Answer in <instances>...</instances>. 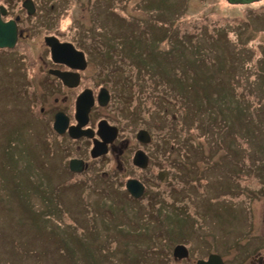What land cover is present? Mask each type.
Here are the masks:
<instances>
[{
  "label": "rangeland",
  "instance_id": "rangeland-1",
  "mask_svg": "<svg viewBox=\"0 0 264 264\" xmlns=\"http://www.w3.org/2000/svg\"><path fill=\"white\" fill-rule=\"evenodd\" d=\"M46 1L45 5L48 6V0ZM168 2L174 6L172 12L169 11L166 3H163L165 8L162 3L159 7L156 0H112V6H110L112 19L120 23L121 32L119 34L122 36L127 35L122 28L128 31V27L133 24V28H137V32H131V35L144 43L152 37L150 31L153 30L155 33L156 29L163 30V36H166V39L160 43V49L163 50L168 47L169 41L175 45L180 38L183 39V44L191 43L195 39L197 43L198 40H204L205 43L212 45L206 50L207 54L204 51L199 54L198 51L193 50L194 54L188 51V47L184 48L182 52L186 56H190L189 59L202 58V54H204L207 62L210 63L212 59L209 58V55L215 56L219 61H221L222 55H225L226 63L225 66H221V70H212L205 64H198L194 71L196 74L189 76L186 71L183 74L180 73L182 82L193 80L195 84L186 92L178 87V89L172 88V85L161 84L154 74L136 73L135 77L142 78L146 90L152 91V88L155 94L161 92L158 104L161 105L165 102L172 110L168 117H165L164 129L158 133L161 135L160 138L154 141L157 144L152 148L151 144L147 150L148 153L155 156V160L148 164L145 171L137 172L133 168L128 169L129 175L137 177L140 181H143L142 177L146 180L143 181L149 187L146 196L136 199L137 201H134L132 206H121L120 197L126 193L123 190L124 187L120 185L121 182H118L113 213L119 211L117 206H121V210H125L127 215L133 219L127 226L126 216L116 215V222L112 223V227L117 226L115 230L108 231L111 226L107 229L101 223L102 220L108 219L106 217L108 212L99 208L105 202L101 200L100 195L96 194L105 192V190L98 191L99 188L108 187L107 184L102 183L104 175L99 176L101 169L109 171L112 164V171H115L113 169L115 159L102 165L101 168L99 163L96 164L97 161L94 160L90 162L89 167L91 166V168L87 170L88 172L70 173V175L68 174V183L60 181L65 172L60 168L59 161L52 160V155L44 154V149H46L43 139L46 131L45 124L32 119L28 123L29 126L19 128V125L27 122L29 117L27 98L17 95L14 90L23 83L19 71L20 66H16L17 58L14 55L0 52V264L30 263L26 253L28 251L29 255L31 249L34 250L32 251L34 264H68V258H72L70 255H74L73 257L77 260L76 264H87L96 250L101 253V255L98 253L99 255L96 257L99 264H112V261L116 262V259V264H151L150 246L158 243L155 246L157 251L163 252L164 243L160 238L158 242L150 240V235L137 239L138 230L133 228V224L136 218L144 217L143 213L146 211L148 212H146L144 220H155L153 211L157 206L166 211L159 218L157 224L148 225L147 221H144L143 224L147 225V229L143 232L150 231L151 234H156L177 227L203 226L208 229L197 227L198 231L205 230L204 232L212 235V238L215 235L217 249L221 250L219 253L228 254L229 259L234 252L237 256L239 253L242 255L245 253L244 258L247 263L255 251L260 253V259H264V94L262 93V90L264 92V76L262 75L264 73V58L259 57V50H262L264 55V25L259 26L253 22L257 13L262 12L264 16V0L251 5H232L226 0H168ZM42 6L44 3L38 10L39 14ZM95 7L97 11L99 8ZM100 8V17L105 19L106 17L102 15L103 12L106 16L109 15L108 7L103 8L101 5ZM144 9L155 11L153 14ZM177 9L180 10L179 13H176ZM173 12L178 14L176 18V14ZM55 13L56 15L52 17H58V23L54 28L58 27L63 34L65 32L70 38L77 33L76 27L78 26L81 33L79 40L82 41V45L87 47L88 42L82 35L84 26L80 24V22L87 23L89 19L86 10L82 11L79 5L72 6L71 4L63 5ZM150 15H154L158 20L153 23L151 18H148ZM106 20L107 18L103 21ZM144 20L149 23L152 21L151 29L144 27ZM158 24L161 25L160 28L157 26ZM69 25H71V30H69ZM129 34L130 32H128ZM155 38L159 37L155 36ZM222 39L228 43L229 47L223 45ZM221 51H223L222 55ZM121 52L127 53L125 46L115 49V53L112 54V65L124 67L131 73L132 64L137 66L139 62L134 59L128 63L120 55ZM253 56L259 57L257 64L252 63L251 57ZM256 67L260 68L261 77L258 75ZM110 68V66L105 67L104 71L110 70ZM183 68L187 70L185 66ZM236 68L239 71H235ZM92 69L90 65L86 75L92 77L94 72ZM120 71L119 68H116L111 73L114 77L116 76L115 80L117 81L113 87L117 94L113 100V110L122 106L123 110H121V114L118 113L116 122L120 126L125 124L120 129L122 137L130 138L129 142L132 143L131 136H134L136 129L141 128L140 126L143 124L137 119L130 129L131 126L126 125H130L129 122L126 121V118L123 119L124 115L129 116L126 110L130 112V115L132 114V107L136 103L133 100V102L129 101L131 96L127 86L126 90L125 88L120 89V78L123 76L129 78L127 74H120ZM131 74H135V72ZM203 77L209 79L210 83L214 77L218 81L211 87L208 83V88L203 89L202 82L197 83V80H201ZM242 77L244 85H237L236 78ZM223 78H230L233 85H223V87L219 85L225 82ZM130 84L131 82H129ZM228 88H233L232 95L235 97L232 96L230 104L239 103L243 106L242 114L235 113L236 109L232 110L228 106L226 98L220 102V105L227 111V114L224 113L223 117H218L216 114L211 118L210 111L216 110L217 105L213 104L211 98L206 101V96L210 94L215 97L218 89L225 91ZM117 89L121 91V95ZM170 90H174V92ZM175 94L186 96V99L184 100L182 97L178 99ZM143 95L147 97L145 93ZM216 98H218L217 95ZM123 102L126 103L122 104ZM146 104L148 102L140 103L139 106ZM43 105L46 106V103ZM184 112H187V117ZM173 115H175L174 120ZM186 118L188 122H185ZM200 120L217 127L218 131L215 133H220L218 138L202 132L203 128L198 127ZM226 121L229 125L226 124ZM237 135H239L238 137L242 136L245 140H238ZM134 146H136L135 143ZM86 148L87 145L84 142L80 145L79 150L83 152ZM82 156L87 157L85 151ZM92 163L94 164L92 165ZM189 163L195 165V170L190 168L191 165L188 167ZM234 164L241 168L239 173H237L238 169L234 167ZM161 169L166 171V175L160 181L157 178V173ZM189 171L190 175L194 177L187 175ZM117 173L120 171L117 170ZM95 174L98 175V180L96 179L94 186L91 187L88 180ZM45 179L46 181H43ZM206 179L210 182L205 184ZM40 183L43 187H38L37 184ZM121 184L123 185V182ZM180 188H182L181 191H174V189ZM58 189L60 190L58 191ZM111 189L115 190L114 187ZM202 190L204 193L214 191L213 194L225 190L223 194L232 192L238 197H236L237 202L235 199L232 200L236 202L235 204L228 201L225 195L224 197H210L202 201L196 200V196H191L195 191L196 195L203 198ZM47 194L53 196L58 202L60 201L69 212V208L73 212L71 211V214L67 216L60 214L63 217L56 216L59 214L58 204L53 201L49 209V217L46 218L49 224H45V217L39 212L43 210L44 203H49L48 198L44 199L43 197ZM81 195L89 196L88 200L91 205L96 206L95 215L98 214L99 217L91 218L88 209H85V214H83L82 204L79 200ZM173 196L178 197V206L186 214L188 213L189 217L184 216L180 209L174 210L176 215L167 212L171 209L169 201ZM107 197L110 198L108 195ZM114 197L115 195H112V199ZM232 197L234 198V195ZM211 199H213L212 204L209 205ZM148 205L150 208L145 211ZM185 209L187 210L185 211ZM86 224L89 227L91 224L97 225V228L94 231L85 227ZM78 225L83 227L80 229ZM248 225L251 227L250 230H248ZM56 233H61V236L63 234L65 237L74 235V237H70L73 244L70 245V242L68 244L64 240H60V234ZM251 234H255L259 239L247 244V237ZM122 235H127L128 240L123 239ZM27 242L28 250L24 252L18 262L16 261L17 257L13 258L12 262L10 260L2 261L1 257L5 258L4 254L8 258L14 256L15 252L18 254L19 251L15 250L17 247L25 250L24 246ZM245 242L246 245L243 247ZM139 243H142L143 247ZM192 244L196 245L195 239L192 240ZM113 254L116 256L113 257ZM84 255L86 257L83 258ZM152 264L157 263L152 262Z\"/></svg>",
  "mask_w": 264,
  "mask_h": 264
},
{
  "label": "flooded vegetation",
  "instance_id": "flooded-vegetation-1",
  "mask_svg": "<svg viewBox=\"0 0 264 264\" xmlns=\"http://www.w3.org/2000/svg\"><path fill=\"white\" fill-rule=\"evenodd\" d=\"M82 3L83 0H61V2H57L54 0H48V6L46 0H32L34 11L31 13L28 12V9L24 5V0H0V6L5 7L6 14L3 17L4 20H14L16 23L18 35L16 39V43L12 48H4L0 49V52L11 53L14 57L17 58V61L22 65H19L21 69H29L32 71V76L29 80H27L28 87L34 90V94L32 95V99L37 98L40 102V111L44 114V119L46 123V131L50 136L51 145H53V137L54 131L52 130V122L55 118V115L60 112L64 113L68 117L69 125H74L75 121V107L76 100L79 96L80 92L84 88H97L98 90L93 92L94 97H97V93L99 88L105 87L109 94V103L106 105H99L97 102L91 106L88 113V124L86 127L96 131L97 123L105 120L104 125L107 124L110 126L111 134H112V126L117 127V137L108 143V150L106 154H102L96 158H90L89 148L92 144V138L80 137L78 139H71L73 141H83L86 143L88 148L84 150L87 154L86 156H82L80 145H78V153L79 158H82L85 163L86 169H89L90 162L97 160L96 164H106L107 162H112V159H115V167L123 173L127 169L128 162L132 164V152L137 149L145 150L146 144H142L134 140V136H131L133 142L130 143V138L127 137H119L120 128L117 126V115L121 114L122 106L120 108L113 110V100H114V90L112 89L114 85H112V80H114L112 76V68L110 70L104 71L106 66L99 65L103 63L104 60L99 62L98 59L103 58L106 55V51L110 48L111 44L107 40L97 41V42H88V46L85 47L82 45V41L77 40L76 33L74 36L70 37L62 32H60L58 27L54 28L57 25L58 20L56 17H52L54 15V10H59L64 3V6L71 4L72 2ZM111 1L106 0L105 4H109ZM42 6V10L40 14L38 13L39 8ZM104 3V2H103ZM28 7V5H27ZM32 9V10H33ZM38 14V15H37ZM49 16V17H48ZM105 17V16H104ZM100 20H105L102 18H98ZM106 25L110 26V22H112V18H107ZM52 25V26H51ZM85 32L87 29H83ZM54 37V38H53ZM107 39V38H106ZM64 42L71 43L74 48L78 51H81L86 60V68L76 69L70 68L69 66L63 64L61 62L62 57L61 54L65 52H72L70 47L63 45ZM54 51V52H53ZM56 58V59H54ZM82 57L75 53V58L73 61L76 64H80ZM92 66L93 76L86 75L87 69ZM108 68V67H107ZM20 71V70H19ZM24 71V70H22ZM52 71L59 72H74L78 74L79 82L75 86H68L64 83L62 77L53 74ZM21 72V71H20ZM24 75H22L23 78ZM90 78V79H89ZM26 79L23 78V80ZM90 81V83H89ZM92 83V84H91ZM26 98V96H25ZM46 103V106L43 105ZM28 104V99H27ZM26 104V105H27ZM116 106V105H115ZM103 110V111H101ZM124 112V111H123ZM28 121L19 125V128L27 127L28 124L32 120V115L28 114ZM135 119V113L132 110V114L130 115L129 121ZM106 126V125H105ZM57 135V134H56ZM60 139H68V133L65 131L63 134H58ZM97 134L93 135V138H97ZM134 143L136 146H134ZM67 146L63 147L52 146V151L55 153V157L58 158L61 163L62 159L67 156ZM131 160V162H130ZM119 162V163H118ZM112 171V168H111ZM106 175L108 173H105ZM206 255H201L198 258H205ZM235 255V252L231 255L229 259L228 256L225 258L224 264H244V259L242 253ZM251 259L249 264H263V259H260L261 256H254L253 254L250 256ZM185 264H195L194 260L189 261V259L184 262Z\"/></svg>",
  "mask_w": 264,
  "mask_h": 264
},
{
  "label": "trees",
  "instance_id": "trees-1",
  "mask_svg": "<svg viewBox=\"0 0 264 264\" xmlns=\"http://www.w3.org/2000/svg\"><path fill=\"white\" fill-rule=\"evenodd\" d=\"M162 1L164 2V4L166 3L168 5L169 11L171 10V8H174L173 4L169 3L168 0H158L157 2H158V6L159 7H160V4H161ZM63 5H64V3H63ZM164 8H165V6H164ZM112 22H114V19H112ZM143 22H145L143 24H144V27H146V29H151L152 28V24L151 23H149L146 20H144ZM248 22H251V21L248 20ZM253 22H254V24H258L259 26L264 25V17H256V19ZM157 26H159V25H157ZM160 26H159V28H160ZM133 27H134L133 24H131L128 27V31H130V34L129 35L127 34V35L123 36L125 41L122 43V45L127 47L128 53L131 56L132 55L136 56V57H132L133 59H137L139 61V64H143L145 66V69L141 68V73L140 74H142L143 72L144 73L145 72L148 73V75L149 74L150 75L154 74L161 81V84L172 85L173 87L172 86H170V87H172V88H177L178 87V88H180L181 90H183L185 92L187 90H190L192 88V85H195L193 83V80L186 81L185 83L182 82L183 79L182 78L180 79V73L183 74L186 71V74L189 75V76H192V74H196V73H194V71H195L196 67L198 66V64L200 62H201V64H203V59H201L200 57L198 59H196L195 57H193L192 59H189L190 56H186L185 53L182 52V50L184 48L188 47V51H190L192 53H194L193 50L194 51H198L199 54L202 53L203 51L205 53L206 50H208L209 47L212 46V45H210L211 43L207 44V43H205L204 40L203 41L198 40V43L196 44V42H194V41H196V39H195L191 43L188 42L187 44H183L182 43L183 39L180 38V39L177 40V43L175 45L172 43V41H169L168 47L165 50H163V49H160V47H159L160 41L164 40L166 38L165 35H164L165 37L163 36V33H162V32H164L163 30L160 29V31H158V29H156L155 33H154L153 30L150 31L151 34H152V37H150L149 41L144 43V42L140 41L139 39L134 38L131 35V32H137V28L134 29ZM101 31L102 30H100L101 37L104 40H107L106 37H105V34L102 33ZM154 34H155V36H158L159 38L156 39ZM108 35H110L108 39H109L110 43H112V47L116 46L117 42H116V39H115L114 35L113 34H109V33H108ZM111 36H112V38H111ZM222 42H223V45H225L226 47H229L228 43L224 39H222ZM183 45H185V46H183ZM223 51H224V49H223ZM223 51H221L220 53L222 54ZM263 58H264V55H263ZM182 66L183 67L185 66L187 68V70H184V68ZM22 70H20L21 71L20 73H21V75H24L23 78H25V77L28 78L29 74H30V69H27V70L24 69V71H22ZM197 70H198V68H197ZM27 78L23 80V84H22V87H21L22 90L18 91V93H17V89L15 90L17 95L25 97V93H24L23 89L25 88V86L27 84V80H28ZM129 78L133 79L132 74H130ZM121 80H122V83L119 82V84L121 86L123 85V88H124V85L127 84V81H126V79H124V77L121 78ZM136 80H137V83L139 85H143L142 78L139 79V77H138V79H136ZM168 81H169V83H168ZM129 82H131L130 79L128 80V85H129ZM133 82H134V79H133ZM200 82H202V86L201 87L203 89H207L208 88L207 85H208V83H210V80L209 79H205V77H203V79L197 80V83L200 84ZM170 91L174 92V90H170ZM220 97H222V96H220ZM208 98L210 99V97L206 96V101H208ZM212 98L213 97H211L210 100H212L213 104L216 103L217 108L220 110V107H222L220 105V102L222 100H214ZM223 100H224V97H223ZM163 106H164L163 111L164 112H168L169 111V105L167 103L163 102ZM210 112H211L210 113L211 118H212V116H216V114L220 115V113L216 112L215 109H212V111H210ZM184 113H185V116L187 117V112H184ZM225 113H227V112H225ZM238 113L242 114V112L240 113V111H238ZM186 120H187V118H186ZM183 121H184V119H183ZM186 122H188V120ZM151 124L152 125L154 124V120H152ZM205 125L206 124L204 123V120H200V122L198 123V127L203 128V129L205 128ZM172 150H174V148H172ZM190 165H192V163H189V166ZM184 175H186V174H184ZM187 175H190V174L187 173ZM38 187H42V185H40ZM181 190H182V188L177 190V191H181ZM219 192L221 193V191L216 192V194H215L216 197H217V194ZM197 195L195 194V191H194V195H191V196L192 197L196 196L197 197L196 200L199 199V201H202L203 199H207L209 197L207 195V196H203V198H202L201 196H199V195L197 196ZM179 197H182V196H179ZM44 198H47V197L44 196ZM177 203H179L178 202V197L177 196H173L171 201H169V206H171V209L167 210V212L171 213L172 215H176L174 210L180 209V211L184 214V216H188L187 215L188 213L186 214L184 211H182L180 206H178ZM195 203H197V202H195ZM173 204H175V205H173ZM211 204H212V202L209 205H211ZM45 205H46V203H45ZM149 208H150V206L148 208H146V210H149ZM208 208H210V207H208ZM186 210L187 209H185V211ZM143 214H144V217H142V218L139 217V219L136 218V221H135L136 224H133V228L138 230L137 239H140V237H144V236L150 235L149 239L151 240L152 234L150 233V231L149 232L148 231L147 232H143L145 229H147V225L145 226L143 224V223H145L144 222L145 221L144 218H145L146 212L143 213ZM121 215H123V214H121ZM136 217H138V216H136ZM126 222H128L127 223V226H128L130 221H128L126 219ZM147 224L148 225H152L151 223L150 224L147 223ZM104 227L107 228V226H104ZM121 237H124L123 239L128 240L127 235H125V236L122 235ZM98 253L101 255V253L97 250L96 254L89 259V264H99V262L96 260V257H98V255H99ZM102 256H104V255H102ZM84 257H86V256L84 255L83 258ZM4 260H7V258H4ZM99 261H100V259H99Z\"/></svg>",
  "mask_w": 264,
  "mask_h": 264
},
{
  "label": "water",
  "instance_id": "water-1",
  "mask_svg": "<svg viewBox=\"0 0 264 264\" xmlns=\"http://www.w3.org/2000/svg\"><path fill=\"white\" fill-rule=\"evenodd\" d=\"M227 1L230 3H247V2H250L252 0H227ZM15 39H16L15 22L14 21L3 22L1 20V17H0V47H11V46H13ZM61 57L63 59H66V60H72L75 57V53L74 52H65V53L61 54ZM54 59H56V58H54ZM72 66H73V64H72ZM67 80H68V78H66V81ZM79 114H80V112L78 111V115ZM62 123H63V129L59 127ZM84 123H85V120L82 121L78 126H73V128L77 129L80 125H82ZM54 125H55V128L59 132H62L66 126L65 117H63L62 114L57 115L56 120L54 122ZM144 134H146L144 131H142V130L139 131L138 138H140V140H142V141H147L146 139L143 138ZM70 135L73 137H76V136H79V133L72 132L71 128H70ZM101 145H102V143H98V142L95 144L94 148L91 151L92 156H95L96 154L101 152V149H100ZM78 162L80 165V161H78ZM134 162H135V164L143 167L146 165L147 157L143 152L137 151L135 156H134ZM73 164L74 163H72L71 165L73 166ZM71 168L72 169H78L76 167L75 168L71 167ZM159 175H161V174H159ZM127 187L135 196H140L142 194L143 186L140 182H138L136 180H129L127 182ZM201 262H203V261H198V263H201ZM210 263L211 262L209 261V262L204 263V264H210Z\"/></svg>",
  "mask_w": 264,
  "mask_h": 264
}]
</instances>
